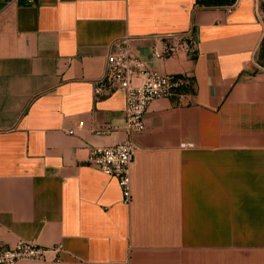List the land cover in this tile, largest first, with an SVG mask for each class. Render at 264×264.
Here are the masks:
<instances>
[{
  "label": "crops",
  "instance_id": "1",
  "mask_svg": "<svg viewBox=\"0 0 264 264\" xmlns=\"http://www.w3.org/2000/svg\"><path fill=\"white\" fill-rule=\"evenodd\" d=\"M203 1L0 0V244L63 246L18 264H264V10ZM190 30L192 58L153 59V37ZM123 37L190 76L133 135L129 204L86 163L126 137L123 91L93 94Z\"/></svg>",
  "mask_w": 264,
  "mask_h": 264
},
{
  "label": "built area",
  "instance_id": "2",
  "mask_svg": "<svg viewBox=\"0 0 264 264\" xmlns=\"http://www.w3.org/2000/svg\"><path fill=\"white\" fill-rule=\"evenodd\" d=\"M239 0H234V3ZM145 38L123 37L110 46L106 54L102 75L93 83L96 100L108 97L117 91L124 93L123 132L125 139L109 146L88 148L86 163L102 173L113 177L121 189L122 201L129 204L132 200L131 164L138 146L133 135L145 129V115L150 103L156 99L175 96L180 88L190 84L188 74H171L149 69L136 54L134 43ZM151 56L164 61L179 55L192 58L196 53V40L193 31L153 37ZM109 128L98 130L106 134ZM69 133H73L70 130ZM190 147L192 144H182ZM61 244L45 248L32 241L18 240L13 246L0 244V264H18L21 261H46L48 252H60ZM111 264H130L129 258Z\"/></svg>",
  "mask_w": 264,
  "mask_h": 264
},
{
  "label": "rangeland",
  "instance_id": "3",
  "mask_svg": "<svg viewBox=\"0 0 264 264\" xmlns=\"http://www.w3.org/2000/svg\"><path fill=\"white\" fill-rule=\"evenodd\" d=\"M258 2H259L258 3L259 10H261V9L264 10V0H258Z\"/></svg>",
  "mask_w": 264,
  "mask_h": 264
},
{
  "label": "trees",
  "instance_id": "4",
  "mask_svg": "<svg viewBox=\"0 0 264 264\" xmlns=\"http://www.w3.org/2000/svg\"><path fill=\"white\" fill-rule=\"evenodd\" d=\"M200 1L201 3H203L204 1L203 0H198ZM230 3L229 4H233L234 3V0H228ZM205 4H211L212 2L211 1H205L204 2Z\"/></svg>",
  "mask_w": 264,
  "mask_h": 264
}]
</instances>
